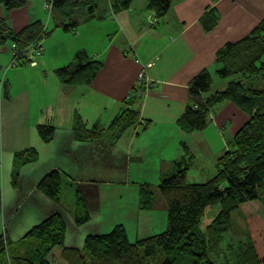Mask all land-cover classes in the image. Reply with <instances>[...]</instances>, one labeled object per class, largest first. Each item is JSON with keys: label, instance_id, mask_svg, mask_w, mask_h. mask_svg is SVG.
Instances as JSON below:
<instances>
[{"label": "trees", "instance_id": "obj_1", "mask_svg": "<svg viewBox=\"0 0 264 264\" xmlns=\"http://www.w3.org/2000/svg\"><path fill=\"white\" fill-rule=\"evenodd\" d=\"M113 12L126 9L133 0H109ZM28 0H0V47L10 43V60L17 50L16 61L10 67L28 64L23 51L32 42L41 40L49 31L39 20H33L19 31H14L5 16L15 8L24 6ZM51 3V12L59 10L67 20L57 26L74 30L79 17L73 16L78 8L92 13L97 0H44ZM155 18H161L168 10L171 0H145ZM45 7V6H44ZM47 10V8L45 7ZM213 8L201 16L205 31L216 24ZM47 12H49L47 10ZM91 17V16H89ZM221 65L215 70L219 77H230L224 89L211 91L212 76L208 69L200 70L188 84V99L176 124L183 132H192L206 127L209 112L216 104L229 100L248 114V119L234 133L229 149L217 159L214 175L201 183L186 181L189 163L187 154L180 160L171 161L170 170L163 169L157 185L166 210V227L161 232L128 239L121 223L102 234H87L82 249L64 244L66 224L59 211L53 212L31 226L16 244L27 242L24 252L7 255L12 244L6 231L0 234V264H51L45 259L46 252L53 246L61 247V256L67 264H216L212 255L221 251L224 234L231 228V213L246 201L262 199L264 191V21L255 26L249 34L235 42L225 43L216 57ZM8 67V66H7ZM101 67L99 60L88 57L85 50L75 52L73 59L55 73L59 80L69 85L90 83ZM254 78L255 80H253ZM250 80V81H249ZM253 80V81H252ZM3 97H8L4 77L0 78ZM137 85L132 87L133 99H140ZM129 102V103H128ZM132 102V101H131ZM126 101L125 107L116 114L106 128L114 131V138L137 124L147 128L150 121H140V108ZM37 133L44 142L50 141L54 126L39 123ZM75 140H93L102 131L95 125L88 128L77 117L73 125ZM37 159L35 148H26L14 154L13 179H18L20 165ZM15 170V173H14ZM13 182V181H12ZM17 184V183H16ZM60 172L48 170L36 183V189L56 204H61ZM155 196L147 183H141L138 190V207L148 211L155 207ZM220 204V209L206 225L199 228L207 206ZM264 204V197L263 201ZM2 198L0 189V213ZM73 219L77 224L89 218L85 202L75 190ZM248 240L233 247V264H264V216L254 213L247 218ZM223 251V249H222ZM158 254L163 257L158 259Z\"/></svg>", "mask_w": 264, "mask_h": 264}, {"label": "crops", "instance_id": "obj_2", "mask_svg": "<svg viewBox=\"0 0 264 264\" xmlns=\"http://www.w3.org/2000/svg\"><path fill=\"white\" fill-rule=\"evenodd\" d=\"M43 3L44 0H28L24 6L8 13L1 11L14 31L21 30L33 20H39L49 33L45 36L48 39L42 42V54L28 64L3 68L10 59V43L7 42L0 47V78L4 77L5 90L8 93V97L4 98L0 91V179L4 160L10 159L13 167L14 154L31 148L29 147L33 145L31 125L35 131L39 123H50L55 128L54 132L60 130L66 136L58 140L54 133L48 144L50 146V143H53L55 149L52 152L56 156L63 154L61 151L68 147L66 151H71V158L67 165H72L71 170H74L76 164L78 173L83 174L80 170L85 168L84 161L79 159L78 151L83 160V151L89 153L90 142L96 145L95 156L102 155L105 151L98 148L97 141L100 137L93 140L74 139L75 119L78 117L85 127L95 125L97 129H102V115H111L112 119L125 107L126 101H132L133 106H139L141 122L145 119L150 121L147 128L142 131L145 139L147 138L145 152L142 153L147 154L146 151L151 150L152 145L159 148L164 144L163 140L171 137L172 132L176 130V119L187 103L188 84L191 78L202 69H208L211 73L210 69H214L217 63L219 49L225 43L243 38L264 21V0H171L166 13L155 20L152 18L153 10L147 7L145 0H133L128 8L117 12H113L110 1L107 0L105 3L97 2L91 14L83 9L81 10L83 16H78L74 13L81 8L76 9L73 16L79 17L78 24L74 30H66L57 26L61 20L54 21V11L51 12L54 14L51 22L52 15H46L47 10L45 12ZM211 8L217 16L216 24L209 31H205L200 18ZM52 47L62 53L52 52ZM81 49L86 51L89 58L99 60L101 67L90 83L66 84L59 80L55 70L70 63L75 52ZM63 54L65 56L61 59ZM147 63L150 65L145 66L143 74L152 83L140 99H133L132 87L137 80V74L141 71L142 65ZM216 69L217 67L214 71ZM34 82L40 86L43 93L41 90L33 89ZM33 104L36 107L34 111L31 109ZM165 111L172 114L168 123L160 120L165 119L160 118ZM226 116L219 117L216 112L212 116L209 112L212 121H215L219 128H225V131L228 120ZM156 123L160 129L157 134L153 133L154 127L148 129ZM142 125L137 124L132 127L133 130L125 134L129 144L134 141L140 142L136 147L137 152L144 141L142 139L139 141L141 136L139 128ZM162 127L164 129H161ZM178 130L177 139H173L171 148L167 147L162 151L166 158H160V161L169 163L175 159L180 160L184 154H187L188 161L195 158L196 152L193 147L197 141L201 143L204 135ZM221 135H225L224 130L223 134L221 130ZM197 136H201V140ZM206 136L211 137L208 134ZM34 141L38 139L34 137ZM181 142L187 151L183 150L184 153L177 155L179 147L173 148L174 145L180 146ZM220 142L222 144V141ZM221 151L214 158L216 162L223 153ZM131 158L129 156L128 160ZM58 162L62 163L63 160L58 158ZM213 165L216 170V163L213 162ZM31 166H34L33 163ZM64 174L68 175L67 172ZM31 185L35 186V183ZM247 202L250 201L241 203L239 208H243ZM212 205L206 207L204 216ZM162 207L164 211V204ZM245 208L247 212L243 211L244 219L253 213L249 207ZM219 209L220 206L216 210L211 209V219ZM2 210H5L4 205ZM133 211H136L134 217L139 222L141 218V220L147 218L144 215L147 216L152 210H140L137 203ZM120 223L124 226V223ZM125 230L129 239L127 228ZM138 232V229L134 232L135 238L139 237ZM64 244L71 245L66 243L65 239Z\"/></svg>", "mask_w": 264, "mask_h": 264}, {"label": "rangeland", "instance_id": "obj_3", "mask_svg": "<svg viewBox=\"0 0 264 264\" xmlns=\"http://www.w3.org/2000/svg\"><path fill=\"white\" fill-rule=\"evenodd\" d=\"M97 2L105 3L107 0H97ZM43 6H45L44 3ZM83 9L87 11L86 8H81L74 14L83 16V13L81 12ZM54 14V21H60L62 19L67 20V18L64 17V14H61L57 9L54 10ZM54 14L52 15L51 11L46 13L47 16L52 15V17L50 16L51 22L53 21ZM45 39L48 38H42V42ZM52 52H57L58 54L62 53V51H58L53 47ZM64 56L65 54L61 55V59ZM58 58H60V56H58ZM9 62L10 59L3 68H10L7 67ZM214 66L215 68H219L221 65L216 63ZM214 69H210L212 76L211 91L224 89L228 80L232 78V76L219 77ZM252 79L255 80L254 78ZM39 87L40 86H38L36 82L33 83V89L40 91L41 89ZM45 87L47 86L45 85ZM0 91L2 90L0 89ZM41 92L43 93V90H41ZM31 109H33V111L36 110L35 104L32 105ZM43 109L44 107L42 110ZM210 112L212 116L215 112L219 117L220 115H227L226 119L228 120H226V131L225 128H219L215 124V121H212L211 117H209L205 128L192 131L193 133L196 132L195 135H200L201 133L204 137L201 138V136H197L199 139L201 138L202 141L201 143L198 141L196 142L193 147L196 152L195 158L189 160L187 165L186 181L190 183H201L214 175L215 169L213 162L216 163L214 158L220 153L223 146L221 152L229 149L232 138L231 136L248 119V114L240 110L229 100L216 104ZM107 115H102L101 119L103 128L100 129V132L102 131V133L97 141L99 150L105 151L107 155L104 153L95 156L96 145L92 142L89 143V153L83 151L84 160L80 157L78 151L79 159L84 161L83 166L85 168L80 170L83 171V174L78 173L76 164H74V170H71L72 165H67L71 158V151H66L68 147H66L64 151L62 150L61 153L63 152V154L59 156L57 155V157L56 154L52 152L55 149V146L52 145L53 143L51 142L49 146L48 141H41L36 127L35 131L33 130V125H31L33 145L29 147L33 149L35 147V150L37 151V159L32 162L34 166H31L32 163L20 165L17 171L18 179L16 181L13 179L14 167H12V162L8 158L4 160V168L2 167L3 170L1 171L0 189L2 206L4 205L5 210H2L0 213V234L6 231L13 241L12 244L7 247V255H12L16 252H24L27 248V242L19 245L16 244V239L23 236L31 226L37 224L42 219L56 211H59L62 214L66 224L65 242L80 249L83 247V240L87 234L107 233L115 224L120 222L124 223L125 228H127L129 239L132 240L131 242L136 239L134 232L137 229L139 230V237H144L153 233L155 234L165 229L166 210L165 207L164 211L163 207L161 208L164 201L159 194L157 185L160 181L161 172L163 169L170 170L169 165L171 162L164 163L163 160L160 161L159 159L166 158L162 151L167 147L171 148L173 139H177V131H179L178 126H175L176 130L172 132L173 134L171 137H166V140H163L164 144H161L159 148L152 145L151 150L146 151L147 154H144L142 152H145V140L147 138L145 139V134L142 133L143 130H141V127L139 128V134L141 135L139 141H141V139L144 141L140 146L139 152H137L136 147L140 142L134 141L132 144H129L128 140L126 141L125 138V134L133 129L130 128L126 130L121 138L115 139L114 131L106 128L111 119V115H108V117ZM171 115L170 112L165 111V114H162L160 117L165 119L160 120H163L164 123H168ZM46 124L52 125L50 123ZM152 127H154L155 130L153 133L157 134L160 130L158 124H152L148 129H153ZM161 129L164 128L162 127ZM221 130L222 134L224 130L225 135H221ZM54 133L55 136L58 137V140H62L63 137H66L60 132V130H56ZM206 134L211 137H207ZM34 137H36L38 141H34ZM215 137L217 138L215 139ZM220 141H222V144H220ZM182 142L180 146L174 145L173 149L179 147L177 155L179 153L181 154L183 150L187 151V148L184 147ZM127 147L129 151L127 150ZM129 156L132 157L130 160H128ZM98 157L103 158L99 159ZM58 158L62 159L63 162L59 163ZM158 160L159 162H157ZM52 168H57L63 171V173L59 171L61 182H63L60 184L62 197L61 205L46 198V196H43L44 194L42 192L36 189V183ZM66 172L68 174L67 176L64 174ZM31 183H35V186L33 185L35 188ZM141 183H147L150 185L155 196L154 205L158 206L151 209V213L148 212L150 214L147 216L144 215L147 218L143 220H141V218L139 222H137L134 217L136 216V211H133V207L138 203V190ZM76 189L82 196L89 213L88 220L80 224H77L74 221L73 213H71L74 210V195ZM261 197L262 199L259 198L258 200L247 202V204L243 205V208H238L231 213V228L224 234L220 253L217 255L214 254L211 257L214 263L233 264L235 252L230 248V245L236 247V245L248 240L249 230L247 226V218L249 215L258 213L264 216V204L261 202L263 201L264 191H262ZM219 206L220 204L217 202L210 206V208L216 210ZM245 206L247 208L249 207L253 213H250L244 219L242 217L243 211L247 212ZM211 209L207 210L206 215L203 217L202 222L199 225L201 230H204L207 222L211 220ZM162 211L163 213L160 215ZM157 257L161 260L163 256L158 254ZM45 259L51 264H67L61 256V247L58 245L51 247L46 252Z\"/></svg>", "mask_w": 264, "mask_h": 264}, {"label": "built area", "instance_id": "obj_4", "mask_svg": "<svg viewBox=\"0 0 264 264\" xmlns=\"http://www.w3.org/2000/svg\"><path fill=\"white\" fill-rule=\"evenodd\" d=\"M44 5L47 8V10L50 9V7H51L50 2H47V3L45 2ZM152 18L155 20V15ZM42 49H43L42 40H36V41L30 43L23 51L25 61L33 62L34 60H36L41 55ZM12 53L14 54V57H12V59L10 60L8 67L14 65V63L16 61L15 59H16L17 50L13 48ZM148 65H150V63L142 65L141 71H139L137 74V80H136L134 85H137V87H139L138 91H137V93L139 95H143L152 83L143 74V69L145 68V66H148ZM0 85H1V81H0Z\"/></svg>", "mask_w": 264, "mask_h": 264}, {"label": "bare ground", "instance_id": "obj_5", "mask_svg": "<svg viewBox=\"0 0 264 264\" xmlns=\"http://www.w3.org/2000/svg\"><path fill=\"white\" fill-rule=\"evenodd\" d=\"M51 9H52V8L50 7V9H48V10L51 11Z\"/></svg>", "mask_w": 264, "mask_h": 264}]
</instances>
